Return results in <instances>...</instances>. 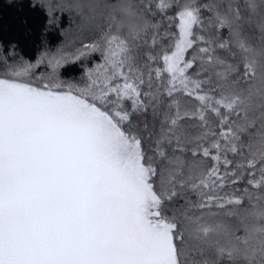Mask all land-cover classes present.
Listing matches in <instances>:
<instances>
[{"label":"snow or ice","instance_id":"1","mask_svg":"<svg viewBox=\"0 0 264 264\" xmlns=\"http://www.w3.org/2000/svg\"><path fill=\"white\" fill-rule=\"evenodd\" d=\"M16 6L0 264H264V0Z\"/></svg>","mask_w":264,"mask_h":264},{"label":"trees","instance_id":"2","mask_svg":"<svg viewBox=\"0 0 264 264\" xmlns=\"http://www.w3.org/2000/svg\"><path fill=\"white\" fill-rule=\"evenodd\" d=\"M26 2L27 0H11L10 6V0H0V40L18 39V46L25 54L35 57L40 42L39 25L29 11L16 6ZM26 29H31V34L25 35ZM46 40L54 48L59 42L58 34L49 32Z\"/></svg>","mask_w":264,"mask_h":264}]
</instances>
